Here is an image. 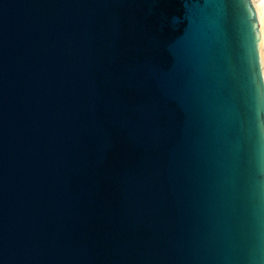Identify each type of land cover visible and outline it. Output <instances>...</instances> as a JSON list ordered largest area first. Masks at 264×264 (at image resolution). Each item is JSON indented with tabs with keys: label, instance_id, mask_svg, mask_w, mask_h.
<instances>
[{
	"label": "water",
	"instance_id": "1",
	"mask_svg": "<svg viewBox=\"0 0 264 264\" xmlns=\"http://www.w3.org/2000/svg\"><path fill=\"white\" fill-rule=\"evenodd\" d=\"M0 264H264L259 0H0Z\"/></svg>",
	"mask_w": 264,
	"mask_h": 264
},
{
	"label": "bare ground",
	"instance_id": "2",
	"mask_svg": "<svg viewBox=\"0 0 264 264\" xmlns=\"http://www.w3.org/2000/svg\"><path fill=\"white\" fill-rule=\"evenodd\" d=\"M260 2V6H261V10H262V15H263V19H264V2L263 0H259Z\"/></svg>",
	"mask_w": 264,
	"mask_h": 264
},
{
	"label": "built area",
	"instance_id": "3",
	"mask_svg": "<svg viewBox=\"0 0 264 264\" xmlns=\"http://www.w3.org/2000/svg\"><path fill=\"white\" fill-rule=\"evenodd\" d=\"M263 2H264V0H263Z\"/></svg>",
	"mask_w": 264,
	"mask_h": 264
}]
</instances>
